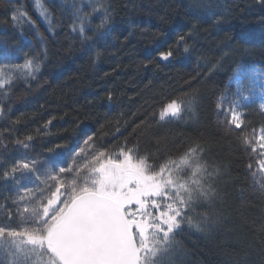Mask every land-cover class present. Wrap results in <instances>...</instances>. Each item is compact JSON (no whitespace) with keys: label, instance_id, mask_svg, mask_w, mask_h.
<instances>
[{"label":"trees","instance_id":"1","mask_svg":"<svg viewBox=\"0 0 264 264\" xmlns=\"http://www.w3.org/2000/svg\"><path fill=\"white\" fill-rule=\"evenodd\" d=\"M34 1L0 0V65H23L29 57L40 63L34 77L9 73L10 83L0 88V168L89 136L99 152L111 155L127 141L160 161L199 142L220 170L218 196L189 215L206 214L211 226L196 231L185 224L170 264H264V180L252 174L260 157L240 139L258 135L264 113L257 104L245 106L248 127L230 130L216 110L222 93L235 92L237 68L264 67V0H44L49 20ZM16 9L27 18L13 22ZM105 10L111 19L100 28ZM82 22L87 39L72 31ZM180 36L188 52L177 47ZM169 49L173 57L161 62L159 53ZM193 95L194 111L159 119L171 98ZM29 135L28 149L15 145ZM14 194L0 181V206L7 201L14 211Z\"/></svg>","mask_w":264,"mask_h":264},{"label":"snow or ice","instance_id":"2","mask_svg":"<svg viewBox=\"0 0 264 264\" xmlns=\"http://www.w3.org/2000/svg\"><path fill=\"white\" fill-rule=\"evenodd\" d=\"M35 4L38 14L49 20L51 14L41 0ZM79 13L80 8H76L74 14L81 21L87 19ZM22 18L27 14L14 10L13 22ZM110 19L105 10L99 27ZM77 30L87 39L83 22L73 25L72 31ZM176 44H184V52H188L184 36ZM173 55L169 49L159 53V58L167 61ZM2 58L9 57L5 53ZM39 70L40 63L33 57L15 67L0 65V88L10 83L9 73L34 77ZM233 75L235 92L232 96L222 93L216 102L217 113H224L230 130L248 127L241 109L252 102L256 87L254 79L247 85L242 82L239 69ZM260 91L264 93V83ZM108 98L111 100L110 95ZM195 102V95L171 98L159 111V119L179 120L186 111H194ZM259 108L264 113V95ZM3 112L0 108V114ZM48 124L51 120L45 128ZM142 126L147 128L148 124L143 122ZM240 139L259 155L258 171L252 174L264 180V129L258 137L253 131ZM32 140L29 135L15 140V145L28 149ZM93 140L94 136L87 137L83 147L57 144L38 158L0 168V181L5 187L11 185L15 193L10 198L14 211L7 207V201L0 206L5 213L0 219V264H164L175 250V235L185 224L196 231L211 226L206 214L189 215L197 206L211 205L218 196L214 180L220 170L205 159L201 143H191L178 155L160 161L150 153L141 155L139 145L129 146L127 141L111 155L96 152L94 146L85 155ZM159 143L157 140L158 148ZM65 153L72 162L59 166L67 161L52 157ZM248 168L251 171L253 165ZM260 188L264 191V182Z\"/></svg>","mask_w":264,"mask_h":264},{"label":"rangeland","instance_id":"3","mask_svg":"<svg viewBox=\"0 0 264 264\" xmlns=\"http://www.w3.org/2000/svg\"><path fill=\"white\" fill-rule=\"evenodd\" d=\"M43 1L44 0H41V3L42 4H43ZM34 3H35V1H34ZM35 8H36V12L38 13L39 12V9L36 7V4H35ZM237 69L240 70L241 80H242V82L245 85H247L250 80H253L254 79L256 81V87L254 89V95L252 96V102L248 103L246 106L251 105V104H257L259 106V104L261 102V96L264 95V93H261V91H260L261 84L264 83V67H262L260 65H257V64H254V65L251 64V65H248L246 67H239ZM237 69H236V71H237ZM231 82L235 85L234 75H233V77L231 79ZM235 90H236V85H235ZM241 111L244 113L243 108L241 109ZM262 129H264V128H262ZM260 130L258 132L257 137L260 135ZM83 141L84 140L78 141L74 145H72L71 147H75V146L83 147L84 146L83 145ZM93 146L94 145L92 143L89 146V148H86L85 155H87V153L89 152V150ZM257 147H258V145H257ZM96 152H99V151L96 150ZM93 154H95V153H93ZM25 158H27V159H33L31 157H25ZM55 159H58V160H60V159L66 160L67 163H61L59 165V166H63V167H67L72 162L70 155L67 154V153H65V155L63 157H57ZM88 159H91V156H88ZM81 163H83V161H81ZM257 170H258V168H257ZM29 186H31V185H29ZM173 257H174V251H172L171 254L168 257L165 258L164 264H170V262H173ZM0 258H2V257H0Z\"/></svg>","mask_w":264,"mask_h":264},{"label":"water","instance_id":"4","mask_svg":"<svg viewBox=\"0 0 264 264\" xmlns=\"http://www.w3.org/2000/svg\"><path fill=\"white\" fill-rule=\"evenodd\" d=\"M170 60H171V58H170L169 60H167V61H164V60H161V59H160V61L163 62V63H167V62H169Z\"/></svg>","mask_w":264,"mask_h":264}]
</instances>
